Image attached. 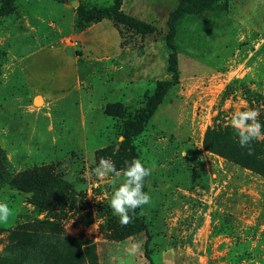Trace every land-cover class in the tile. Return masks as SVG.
Segmentation results:
<instances>
[{"label": "rangeland", "instance_id": "obj_1", "mask_svg": "<svg viewBox=\"0 0 264 264\" xmlns=\"http://www.w3.org/2000/svg\"><path fill=\"white\" fill-rule=\"evenodd\" d=\"M111 4L14 0L0 15V202L12 209L0 223V264H147L146 235L121 240L110 207L123 177L114 186L91 169L101 157L126 167L113 155L121 126L168 78L162 34L179 0L122 1L155 35L108 19L76 27L78 6ZM175 44L179 83L133 141L151 169L140 216L152 264H264V140L241 147L231 126L234 112L250 108L264 124V0L183 16ZM36 176L55 177L59 190L36 194L25 183ZM18 225L31 251L17 250Z\"/></svg>", "mask_w": 264, "mask_h": 264}, {"label": "trees", "instance_id": "obj_2", "mask_svg": "<svg viewBox=\"0 0 264 264\" xmlns=\"http://www.w3.org/2000/svg\"><path fill=\"white\" fill-rule=\"evenodd\" d=\"M122 1L123 0H112V4L108 7H93L91 9H85L82 6H78L76 8V27L78 29H84L92 23L108 19L111 20L117 27H123L127 31L138 36L144 37L148 35H155L157 33V29L152 24L123 13L120 9ZM13 2L14 0H2L0 5V15L8 13L12 9ZM217 5L225 6L226 0H179L178 6L167 18L165 22V32L162 34V39L168 50L166 63V74L168 78L156 82L153 92L145 97L143 107H141V109L131 116L124 117V121L121 126L122 141L119 143L118 149L113 154L115 155L114 157L117 161L131 162L133 159H138V155L133 144L134 139L144 131L147 124L156 113L158 107L164 101L167 93L179 83L177 59L178 50L175 44L178 21L186 15L203 18L205 15L213 11ZM58 181V179L52 176L48 179L36 176L30 181H25V183L30 185L28 187H31L32 191L36 194H41L43 187H45L44 191L49 193V186L52 185L51 194L54 195L53 189L55 188L59 190ZM146 182L147 178L144 182L145 192L147 191ZM55 197L60 198L61 194L57 193L54 198ZM49 198L50 196L45 201L43 198H38L36 200L38 210L49 206ZM140 208L136 209V214L132 223L124 226V234L121 236V240L124 241L128 238L145 234L146 240L143 245V257L147 261V264H152L151 252L148 248L150 238L148 234V224L145 219L140 216ZM12 234L17 240L18 251L27 252L31 251V249L35 247V243L33 241L29 240V244L25 242L24 231L21 225H18Z\"/></svg>", "mask_w": 264, "mask_h": 264}, {"label": "clouds", "instance_id": "obj_3", "mask_svg": "<svg viewBox=\"0 0 264 264\" xmlns=\"http://www.w3.org/2000/svg\"><path fill=\"white\" fill-rule=\"evenodd\" d=\"M259 111L247 109L236 111L231 117V126L235 130L241 147H249L253 141L264 140V124L259 121ZM251 155V150H249ZM126 167L118 170L110 158L101 157L91 174L103 179L111 176L115 186L123 177V182L115 188L110 200L113 214L119 217L121 226L132 223L136 209L149 204L150 195L144 191L145 179L151 175V169L144 166L140 159L125 162ZM12 215V209L6 202H0V223H6ZM141 250L139 242L133 243L128 249L130 256Z\"/></svg>", "mask_w": 264, "mask_h": 264}, {"label": "crops", "instance_id": "obj_4", "mask_svg": "<svg viewBox=\"0 0 264 264\" xmlns=\"http://www.w3.org/2000/svg\"><path fill=\"white\" fill-rule=\"evenodd\" d=\"M50 48H53V49H55L54 47H50ZM41 50V49H40ZM39 51H37V52H35V53H33L32 55H30V56H32L33 57V55L35 56L37 53H38ZM29 57V56H28ZM24 70V69H23ZM23 72V75L25 76L24 78L26 79V82L28 83V81H29V77H27L26 75H25V70L24 71H22ZM28 85H29V83H28Z\"/></svg>", "mask_w": 264, "mask_h": 264}]
</instances>
